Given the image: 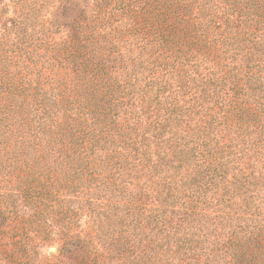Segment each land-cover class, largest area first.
<instances>
[{
  "label": "trees",
  "instance_id": "1",
  "mask_svg": "<svg viewBox=\"0 0 264 264\" xmlns=\"http://www.w3.org/2000/svg\"><path fill=\"white\" fill-rule=\"evenodd\" d=\"M0 264H264V0H0Z\"/></svg>",
  "mask_w": 264,
  "mask_h": 264
},
{
  "label": "rangeland",
  "instance_id": "2",
  "mask_svg": "<svg viewBox=\"0 0 264 264\" xmlns=\"http://www.w3.org/2000/svg\"><path fill=\"white\" fill-rule=\"evenodd\" d=\"M57 248H58L57 245L53 244V245L49 246L48 248H46L44 250V252L47 255H50V254L55 255L57 253Z\"/></svg>",
  "mask_w": 264,
  "mask_h": 264
}]
</instances>
